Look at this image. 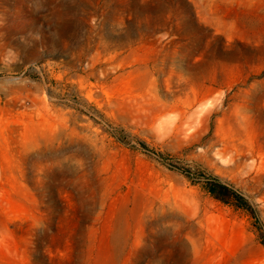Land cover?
<instances>
[{
	"label": "rangeland",
	"instance_id": "obj_1",
	"mask_svg": "<svg viewBox=\"0 0 264 264\" xmlns=\"http://www.w3.org/2000/svg\"><path fill=\"white\" fill-rule=\"evenodd\" d=\"M188 1L0 0V264H264V0Z\"/></svg>",
	"mask_w": 264,
	"mask_h": 264
},
{
	"label": "trees",
	"instance_id": "obj_2",
	"mask_svg": "<svg viewBox=\"0 0 264 264\" xmlns=\"http://www.w3.org/2000/svg\"><path fill=\"white\" fill-rule=\"evenodd\" d=\"M158 2H162L168 8L174 10L175 13H181L184 19L189 20L190 22L195 21L194 12L192 6L188 0H157ZM149 6L153 4L152 1L147 3ZM207 191L213 195L214 197L221 199L224 202H232L238 208H243L245 210H249V204L247 200L234 189H232L228 184L223 183L216 177H211V179L206 183ZM229 196L228 200L224 197Z\"/></svg>",
	"mask_w": 264,
	"mask_h": 264
}]
</instances>
